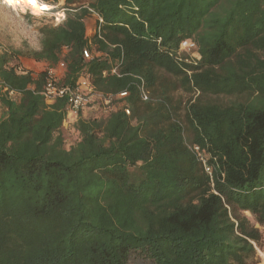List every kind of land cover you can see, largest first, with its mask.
I'll return each mask as SVG.
<instances>
[{
  "label": "trees",
  "instance_id": "16d2710c",
  "mask_svg": "<svg viewBox=\"0 0 264 264\" xmlns=\"http://www.w3.org/2000/svg\"><path fill=\"white\" fill-rule=\"evenodd\" d=\"M63 9L62 21L39 27L38 49L0 47V264H127L133 252L152 264L256 262L264 0H65ZM91 12L102 21L88 38ZM186 39L197 56L180 48ZM24 55L62 61L60 84L87 77L105 96L127 94L105 113L80 112L66 146L67 100L45 102L46 70L22 67Z\"/></svg>",
  "mask_w": 264,
  "mask_h": 264
},
{
  "label": "built area",
  "instance_id": "2783aa9c",
  "mask_svg": "<svg viewBox=\"0 0 264 264\" xmlns=\"http://www.w3.org/2000/svg\"><path fill=\"white\" fill-rule=\"evenodd\" d=\"M37 2L40 4V10L38 11L41 14H46L50 12L55 17V24L62 21L65 17L64 9L61 8V12L54 11L53 5L49 4L48 2L37 0ZM5 3V2H4ZM27 10H29L31 13H35L31 8L24 7ZM56 13V14H54ZM96 15V20L98 22H101V17L93 12ZM95 32H99V30L95 29ZM196 43L194 40L186 39L181 42L180 48L182 50H186L187 52H190L192 56H197L196 52ZM83 55L85 58H90L91 53L88 49L83 50ZM57 67L64 68V63L62 61L57 63ZM46 78L45 81L41 87L40 94L44 97V100L46 103H51L53 100L57 98H65L67 100V116H74L77 117L78 114L85 109L86 107H89L92 103L97 105L99 110L102 113H105L110 109V106L112 104V99L115 98H123L126 96V91H121L116 96L111 95H103L101 92L96 91L93 89V87L90 84V81L86 77H82L78 80L77 85L72 87L65 84L58 83V78L55 72L54 66H48L46 69ZM112 73L118 74L117 66L113 67L111 69ZM1 84V81H0ZM140 88V94L141 98L143 100H146L148 98V93L142 85L139 86ZM6 89V87H4ZM3 89V90H4ZM11 95H14L12 91L9 92ZM124 111L129 114V109L124 107ZM194 150H198L197 146H194ZM199 158L202 160L205 170L208 173H211V169L209 166H207L205 162V158L201 155ZM258 228L261 231L262 238L260 242L252 241V244L254 246L255 252H256V262L252 264H264V226L257 225Z\"/></svg>",
  "mask_w": 264,
  "mask_h": 264
},
{
  "label": "rangeland",
  "instance_id": "374dc122",
  "mask_svg": "<svg viewBox=\"0 0 264 264\" xmlns=\"http://www.w3.org/2000/svg\"><path fill=\"white\" fill-rule=\"evenodd\" d=\"M48 3L53 5L54 11L57 10L61 12V8H64L65 0H48ZM7 5L8 4L4 3L3 0H0V47L6 50H21L24 53H27L31 49H38L40 43V33L38 29L41 24L50 22L49 18H51V22L55 24L54 15L50 12L46 14H41L39 12L31 13L26 8L13 9L11 6ZM27 14H30V17H28ZM89 15L91 30L88 31V34L92 36L95 16ZM21 60H24V62L20 61V63L22 66H25V61L29 62L30 58L24 55ZM47 67L48 66L44 65L40 68L46 69ZM55 72L57 75V67H55ZM98 110V106L92 103L89 107L81 111V116L82 118H90V116L98 113ZM66 118L67 120H65L62 125V131L65 144L68 146L77 138V132L72 123L75 121L76 117L67 116ZM127 264H152V262L148 258L143 257L140 253L133 252L130 254Z\"/></svg>",
  "mask_w": 264,
  "mask_h": 264
},
{
  "label": "crops",
  "instance_id": "0c3cea01",
  "mask_svg": "<svg viewBox=\"0 0 264 264\" xmlns=\"http://www.w3.org/2000/svg\"><path fill=\"white\" fill-rule=\"evenodd\" d=\"M93 12H91L90 14L92 15V16H95V20H94V23H95V25L93 26V34L95 33V29H96V23H97V18H96V15L93 13ZM90 16V15H89ZM87 18V19H86ZM85 18V26H86V35L88 36V38H90L91 36L88 34V31L89 30H91V27H90V22H89V17L87 16ZM92 34V35H93ZM39 47H40V43H39V45H38ZM38 47V48H39ZM21 58L22 57H20V61H23L24 62V60H21ZM30 58V57H29ZM27 60V59H26ZM25 66H22V64H21V66L22 67H24V68H26V69H29V70H31L33 73H37V72H39V71H42V70H45V69H43V68H40V67H42V66H44V65H46V66H51L49 63H47L46 61H37V60H34L33 58H30V61L29 62H26L25 61V64H24ZM29 65H32V66H29ZM54 67H57V64L56 65H54ZM63 71H64V68H59V67H57V78L58 79H60L61 78V76H62V74H63ZM80 78H82V77H80ZM87 78V77H86ZM65 120H67V118H65ZM64 120V121H65ZM63 121V122H64ZM70 121V120H69Z\"/></svg>",
  "mask_w": 264,
  "mask_h": 264
},
{
  "label": "bare ground",
  "instance_id": "6f19581e",
  "mask_svg": "<svg viewBox=\"0 0 264 264\" xmlns=\"http://www.w3.org/2000/svg\"><path fill=\"white\" fill-rule=\"evenodd\" d=\"M6 4L11 6L13 9H21L24 7H29L33 11L38 12L40 10V4L35 0V3H29V0H3ZM7 5V6H8Z\"/></svg>",
  "mask_w": 264,
  "mask_h": 264
},
{
  "label": "snow or ice",
  "instance_id": "6c2138e0",
  "mask_svg": "<svg viewBox=\"0 0 264 264\" xmlns=\"http://www.w3.org/2000/svg\"><path fill=\"white\" fill-rule=\"evenodd\" d=\"M29 3H35V0H29Z\"/></svg>",
  "mask_w": 264,
  "mask_h": 264
}]
</instances>
